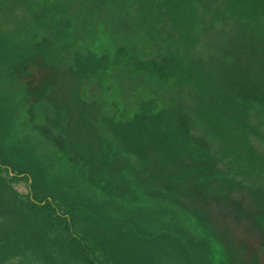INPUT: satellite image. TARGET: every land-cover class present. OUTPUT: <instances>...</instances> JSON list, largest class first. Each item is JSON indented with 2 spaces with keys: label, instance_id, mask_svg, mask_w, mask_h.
I'll list each match as a JSON object with an SVG mask.
<instances>
[{
  "label": "rangeland",
  "instance_id": "rangeland-1",
  "mask_svg": "<svg viewBox=\"0 0 264 264\" xmlns=\"http://www.w3.org/2000/svg\"><path fill=\"white\" fill-rule=\"evenodd\" d=\"M222 93L223 108L244 115L255 169L209 116L219 118ZM148 110L154 133L127 140ZM0 146L10 167H27L2 169L21 197L34 175L80 211L152 238L170 232L147 264H181V244L198 264H264V0H0ZM96 151L123 169L147 161L158 193L108 196L78 163Z\"/></svg>",
  "mask_w": 264,
  "mask_h": 264
},
{
  "label": "trees",
  "instance_id": "trees-1",
  "mask_svg": "<svg viewBox=\"0 0 264 264\" xmlns=\"http://www.w3.org/2000/svg\"><path fill=\"white\" fill-rule=\"evenodd\" d=\"M241 11L244 14L243 10ZM247 13L250 14L251 11H247ZM253 15L255 16L256 13H253ZM157 70L164 74L163 69L157 68ZM219 97V104L222 107H217V109L220 107L219 118L217 114L209 116L212 121L219 119L217 124L219 123L224 129L222 136L228 138V142L226 141L227 148H232L231 143L236 139L234 150L246 153V157L241 159V167L255 169L258 158L253 156L251 150L243 145V140H240V136L244 134V115L242 112H233L235 110L231 111L223 108L225 97H227L225 93L219 94ZM226 111L231 112L229 120L223 119L221 116L223 113L228 114ZM150 113L149 110L146 111V114L139 112L134 117V121L137 123L136 126H131L127 140L148 139L143 134L144 130L147 129L152 134L154 133L152 120L155 117ZM165 123L169 129V123ZM168 129L167 131L159 129L158 133H161L164 138V135L166 137L170 132V129L169 131ZM140 136L143 138H140ZM190 140L189 137L186 139V149L184 151L188 154V158H192L190 164L194 167V165H199V162H201L199 158L202 159L203 157H200L198 149L195 148L196 143ZM239 142H241L240 146ZM94 154L96 155H93V157H83V160L78 163L84 175L93 176L92 184L97 185L103 191H107L108 196L116 192L124 199L134 195H140L141 197H138L142 200L154 197L153 192L155 190L149 188L147 183L153 175L149 171L147 161L144 160L146 165H143L142 159L139 158L140 167L131 165L132 168L123 169V164L116 166L113 164L114 160L110 161L111 157L109 158L108 155H102L99 151ZM174 157H176V162H183V159L179 156L165 157L164 153V161ZM71 161L77 162V158H71ZM8 163L0 146V264H10L16 257L21 259V264H25L26 261H32L28 262L31 264L33 261H37V264H147L148 261L145 260H149L151 255L153 258L155 250L162 249L161 244L165 242L164 240L167 239L170 242V238H172L170 232L167 231L163 232L164 237L155 236L152 238L145 236V232L140 228L125 225L126 222H121L123 220L120 219V221H114L106 218L92 210L93 207L85 210L81 209L80 211L75 205L71 204L67 195L59 194L56 196L52 193L53 190L45 187L39 179L36 180L34 175V181L30 185L28 194L21 197V195L13 192V188L10 187V180L3 177L2 169L5 170L6 166L8 170L9 168L14 169V172H18L17 174L22 176L27 167L22 165L21 168L15 169L13 166L10 167V163ZM183 170H185L183 172V174H186L185 176H189V173H196V168L187 169L184 166L180 171ZM198 173L195 174L196 177ZM30 179L32 180V178ZM25 181L28 182V179H25ZM163 182L168 190L167 182L171 181L166 178ZM118 184L124 186L123 191L127 194L120 192L117 187ZM155 193H158V191L156 190ZM28 213L34 215L33 217H37L35 218V227L29 223L26 217ZM79 214H81V217L84 216L83 221ZM7 215L9 217H6ZM80 222H84V225ZM156 237L157 239L153 240ZM154 243H159V245ZM180 247L181 249L179 247L173 248L176 250V256L178 255L179 258L181 256V264H198V261L191 260L188 252L182 248V244ZM30 255L32 256L30 257ZM202 260L200 259V262Z\"/></svg>",
  "mask_w": 264,
  "mask_h": 264
}]
</instances>
